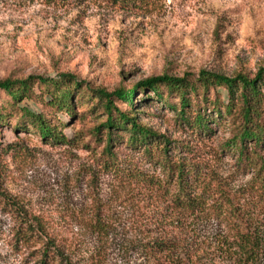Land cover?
<instances>
[{
  "label": "rangeland",
  "instance_id": "1",
  "mask_svg": "<svg viewBox=\"0 0 264 264\" xmlns=\"http://www.w3.org/2000/svg\"><path fill=\"white\" fill-rule=\"evenodd\" d=\"M135 1L0 0V80L64 72L112 91L164 73L264 71V0ZM5 102L0 91V108ZM135 102L142 124L170 141L172 162L214 175L236 217L231 208L223 215L178 206L175 177L129 147L127 133L114 152L124 168L157 182L105 167L107 133H93L105 116L90 105L60 114L71 143L43 139L14 116L0 123V264H40L42 242L19 239L27 224L72 264H264V201L254 171L222 147L230 119L213 115L211 130L198 133L152 91L140 89ZM247 228L260 238L256 259L231 243Z\"/></svg>",
  "mask_w": 264,
  "mask_h": 264
},
{
  "label": "trees",
  "instance_id": "2",
  "mask_svg": "<svg viewBox=\"0 0 264 264\" xmlns=\"http://www.w3.org/2000/svg\"><path fill=\"white\" fill-rule=\"evenodd\" d=\"M133 2L136 3L135 0ZM140 89L152 91L159 101L176 112L181 124L188 125L198 133L211 130L209 121L217 122L213 115L218 119H230L232 136L222 147L228 153H233L242 167H250L254 171L255 194L264 201L263 70L255 75L239 73L235 76L206 70H201L197 75L189 72L183 76L164 73L131 88L120 87L112 91L96 88L73 73L63 72L58 77L38 74L16 79L7 77L0 80V91L6 98L0 108V123L16 116L19 127L31 128L43 139L71 143V139L64 134L69 122L63 121L60 114L75 117L80 105H90L92 112L98 113L100 119L105 116L93 131L97 135L107 133L106 145L102 150L105 167L134 181L145 184L157 182L150 180L143 172L135 173L124 168L114 152L118 139L127 133L126 144L129 147L141 151L148 160L158 162L170 176L175 177L171 198L178 206L187 210L211 208V211L223 215L229 213L227 210L231 208L233 213L229 214L236 217V207L226 197L224 188L214 175L208 176L183 158L172 162L168 147L170 141L162 140L164 136L142 124L135 102ZM120 103H128L129 107L121 108ZM19 239L25 244L42 242L40 264H72L51 238H45L30 224L23 229ZM259 241L260 238L247 228L241 231L237 229L231 243L244 258L256 259L261 248Z\"/></svg>",
  "mask_w": 264,
  "mask_h": 264
}]
</instances>
